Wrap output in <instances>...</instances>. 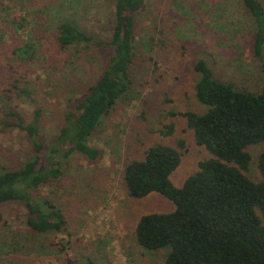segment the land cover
<instances>
[{
    "label": "rangeland",
    "instance_id": "obj_1",
    "mask_svg": "<svg viewBox=\"0 0 264 264\" xmlns=\"http://www.w3.org/2000/svg\"><path fill=\"white\" fill-rule=\"evenodd\" d=\"M143 2L135 14L132 91L88 142L102 157L92 161L73 153L61 178L32 191L36 200L49 199L62 209L66 233H34L24 203L1 205L0 264H75L88 256L97 264H161L167 250L142 249L136 227L143 215L170 213L175 205L160 194L132 198L126 165L144 159L154 145L173 146L183 155L171 177L180 188L210 157L181 115L207 110L196 99L197 60L207 61L218 80L237 89L257 92L263 86L261 61L253 53L255 23L241 0ZM63 22L102 44L62 49ZM115 22L116 0H0V167L18 170L33 157L32 139L21 125L31 124L36 112L38 140L48 145L59 135L67 114L109 65ZM29 39L38 45L32 61L18 50ZM263 150L250 148L255 159Z\"/></svg>",
    "mask_w": 264,
    "mask_h": 264
},
{
    "label": "trees",
    "instance_id": "obj_2",
    "mask_svg": "<svg viewBox=\"0 0 264 264\" xmlns=\"http://www.w3.org/2000/svg\"><path fill=\"white\" fill-rule=\"evenodd\" d=\"M241 2L255 23L253 53L261 61L264 80V5L260 0ZM143 8V0H116L106 71L67 114L65 126L48 145L38 140L39 111L31 124L21 125L32 139L34 155L18 170L0 167V206L12 201L24 203L27 225L34 233L67 231L62 209L49 199L36 200L32 191L61 178L73 153L92 161L102 157L88 142L102 119L132 91L135 14ZM58 41L62 49L102 44L70 22L60 25ZM18 50L30 61L38 57V45L32 39ZM194 69L198 74L196 99L207 110L181 115L194 131L196 143L210 157L200 162L180 188L171 177L183 155L173 146L154 145L144 159L126 165L124 182L132 198L160 194L175 205L170 213L143 215L136 227V241L148 252L167 250L161 264H264V150L256 159L250 152L253 146H264V84L257 92L237 89L218 80L204 59L197 60ZM254 164L256 173L252 174ZM59 245L65 250L63 240ZM75 264L97 263L88 256Z\"/></svg>",
    "mask_w": 264,
    "mask_h": 264
}]
</instances>
